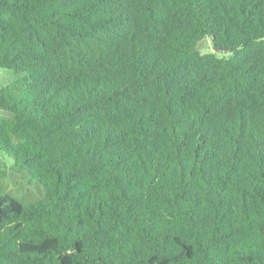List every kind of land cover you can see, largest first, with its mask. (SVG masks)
<instances>
[{
	"label": "trees",
	"instance_id": "1",
	"mask_svg": "<svg viewBox=\"0 0 264 264\" xmlns=\"http://www.w3.org/2000/svg\"><path fill=\"white\" fill-rule=\"evenodd\" d=\"M0 69V264H264V0H0Z\"/></svg>",
	"mask_w": 264,
	"mask_h": 264
},
{
	"label": "rangeland",
	"instance_id": "2",
	"mask_svg": "<svg viewBox=\"0 0 264 264\" xmlns=\"http://www.w3.org/2000/svg\"><path fill=\"white\" fill-rule=\"evenodd\" d=\"M197 48L200 53L214 52L209 40L200 42ZM214 53H216L217 56L222 55L220 52ZM11 78L12 75L9 72L0 69V87L9 82ZM3 114L4 113L0 111V115ZM0 172L3 173V176L0 177V182L3 190L7 194L15 196V198L23 204L35 202L39 198L38 191L35 189L39 187L33 184L28 185L26 181L12 169L11 160L2 151H0Z\"/></svg>",
	"mask_w": 264,
	"mask_h": 264
},
{
	"label": "water",
	"instance_id": "3",
	"mask_svg": "<svg viewBox=\"0 0 264 264\" xmlns=\"http://www.w3.org/2000/svg\"><path fill=\"white\" fill-rule=\"evenodd\" d=\"M214 52H217V51H226V48H217V47H213L212 48Z\"/></svg>",
	"mask_w": 264,
	"mask_h": 264
}]
</instances>
